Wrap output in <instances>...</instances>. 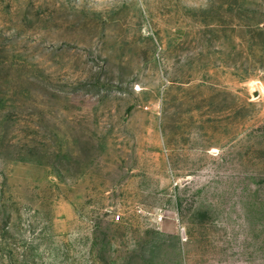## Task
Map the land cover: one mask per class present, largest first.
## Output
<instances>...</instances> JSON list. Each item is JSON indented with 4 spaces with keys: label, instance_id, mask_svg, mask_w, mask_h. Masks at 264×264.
I'll list each match as a JSON object with an SVG mask.
<instances>
[{
    "label": "rangeland",
    "instance_id": "rangeland-1",
    "mask_svg": "<svg viewBox=\"0 0 264 264\" xmlns=\"http://www.w3.org/2000/svg\"><path fill=\"white\" fill-rule=\"evenodd\" d=\"M0 264H264V0H0Z\"/></svg>",
    "mask_w": 264,
    "mask_h": 264
}]
</instances>
